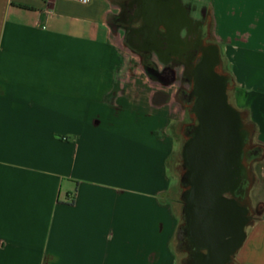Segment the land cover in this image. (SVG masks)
Returning <instances> with one entry per match:
<instances>
[{"label": "crops", "instance_id": "1", "mask_svg": "<svg viewBox=\"0 0 264 264\" xmlns=\"http://www.w3.org/2000/svg\"><path fill=\"white\" fill-rule=\"evenodd\" d=\"M205 8L230 101L255 131L264 191V0ZM117 10L114 0H0V264H178L170 131L185 109L148 75L130 76L136 52L110 23ZM256 201L230 264H264Z\"/></svg>", "mask_w": 264, "mask_h": 264}, {"label": "flooded vegetation", "instance_id": "2", "mask_svg": "<svg viewBox=\"0 0 264 264\" xmlns=\"http://www.w3.org/2000/svg\"><path fill=\"white\" fill-rule=\"evenodd\" d=\"M114 1L118 8L117 13L110 18L114 30L122 31L124 43L141 57L152 78L168 86L178 85L175 97L188 113V120L181 122L185 137L183 161L180 166L183 212L184 207L187 206L183 195L193 189L188 175L189 167L184 147L196 136L204 112L198 71L200 67L206 65L215 74L228 78V83L231 85V88L227 90L229 102V90L233 89L231 73L213 37L210 13L205 7L197 13L191 0ZM238 119L241 127L240 134L245 133L246 136L242 138L241 151L231 149L238 154V162L231 168L238 175L229 177L224 195L234 205L236 217L243 216V210L246 209L248 211L246 217L251 222L256 216V209L252 205L250 195L253 184L250 173L261 150L252 141L251 127L241 110ZM182 220L179 230V248L187 254L183 261L185 264H198L200 255L207 253V249L197 247L189 218L182 216ZM235 232V235L227 234L224 237L223 242L227 252L239 235L237 230ZM234 256L229 255L225 264L233 262Z\"/></svg>", "mask_w": 264, "mask_h": 264}, {"label": "water", "instance_id": "3", "mask_svg": "<svg viewBox=\"0 0 264 264\" xmlns=\"http://www.w3.org/2000/svg\"><path fill=\"white\" fill-rule=\"evenodd\" d=\"M197 76L204 112L196 136L184 147L193 189L183 195L187 206L182 216L191 221L197 247L207 249L198 264H225L227 257L234 256L243 244L245 227L251 223L246 209L243 216L236 217L234 205L224 195L229 177L238 175L231 169L238 162V154L231 149L241 151L246 134H240V111L228 100V78L215 74L206 65L200 67ZM235 228L239 235L227 252L223 240L227 234L235 235Z\"/></svg>", "mask_w": 264, "mask_h": 264}, {"label": "rangeland", "instance_id": "4", "mask_svg": "<svg viewBox=\"0 0 264 264\" xmlns=\"http://www.w3.org/2000/svg\"><path fill=\"white\" fill-rule=\"evenodd\" d=\"M210 0H191V2L194 4V9L197 11V13H199L200 11H202V8L206 7V4L209 2ZM129 54V61H128V67L130 68V76L132 77H138L140 75H145L151 78V80L154 83V87L159 88L160 92L167 95L168 97H172L176 95L177 92V87L178 85H161L160 81L152 78L150 76V74L147 72L144 63L142 62L141 57L134 52H128ZM225 59V58H224ZM225 64L228 65L226 59H225ZM232 90V89H231ZM231 90H229L230 92V98L232 97V92ZM231 102V101H230ZM238 109V108H237ZM240 111V109H239ZM241 112H243L245 114V118H246V122L248 123V125H250L251 127V131H252V141L254 142V137H255V131L253 128V125H251L250 122V118L247 115L245 110H241ZM183 120H188V113L185 112V114H183ZM171 134L173 135L174 139H175V151L173 154V158L172 161L170 163V173L171 175L174 177L175 179V184H174V191L170 194V199L172 200V202L174 203V206L176 208V211L178 213V216L182 220V194H183V189H182V174H181V163L183 161V155H182V151H183V146L185 143V137L182 133V129H181V122H174L171 126ZM250 175H252L253 178V189H252V205L254 208H256V199H262L264 196V191H263V185H262V177H263V167H262V163H259L256 161L253 163L252 165V169H251V173ZM175 248L178 252L179 255V259H178V264H185L184 263V257H186V253L185 251H183L181 248L177 247V242L175 244Z\"/></svg>", "mask_w": 264, "mask_h": 264}, {"label": "built area", "instance_id": "5", "mask_svg": "<svg viewBox=\"0 0 264 264\" xmlns=\"http://www.w3.org/2000/svg\"><path fill=\"white\" fill-rule=\"evenodd\" d=\"M82 2H84V3H87V2H88V0H82Z\"/></svg>", "mask_w": 264, "mask_h": 264}, {"label": "trees", "instance_id": "6", "mask_svg": "<svg viewBox=\"0 0 264 264\" xmlns=\"http://www.w3.org/2000/svg\"><path fill=\"white\" fill-rule=\"evenodd\" d=\"M229 70H230V68H229ZM238 110H239V109H238ZM248 122L252 123L251 121H248Z\"/></svg>", "mask_w": 264, "mask_h": 264}]
</instances>
